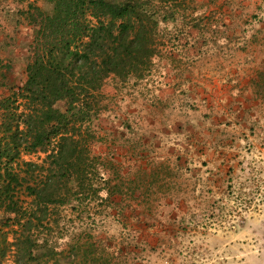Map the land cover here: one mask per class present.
I'll use <instances>...</instances> for the list:
<instances>
[{
  "label": "rangeland",
  "instance_id": "1",
  "mask_svg": "<svg viewBox=\"0 0 264 264\" xmlns=\"http://www.w3.org/2000/svg\"><path fill=\"white\" fill-rule=\"evenodd\" d=\"M31 4L52 13L50 0H0V99L27 80L39 29ZM176 9L174 20L160 21L158 52L144 78L110 76L101 90L99 115L83 124L94 133L87 144L102 189L100 197L53 212L57 223L49 238L63 253V264H264V0H182ZM167 86L175 91L167 106L159 102L161 114L227 115L222 140L237 144L226 150L239 156L225 175L211 177L198 168L196 180L184 175L187 196L195 201L188 221L179 225L181 233L159 217L172 212L170 206H142L150 218L135 219L137 206L118 199L120 193L108 185L120 184L122 167L98 154L97 120L106 109L121 108L117 91L128 100L123 107L128 112L136 104L131 96ZM56 107L66 111V100ZM45 156L24 158L41 163ZM106 166L114 172L108 181ZM6 217L0 209V220ZM145 225L158 232L142 238L135 229Z\"/></svg>",
  "mask_w": 264,
  "mask_h": 264
},
{
  "label": "trees",
  "instance_id": "2",
  "mask_svg": "<svg viewBox=\"0 0 264 264\" xmlns=\"http://www.w3.org/2000/svg\"><path fill=\"white\" fill-rule=\"evenodd\" d=\"M181 1L50 0L51 14L31 4L39 29L27 80L0 99V264H63L53 212L102 189L83 124L99 115L110 76L144 78L160 21L174 20ZM38 152L41 163L24 158Z\"/></svg>",
  "mask_w": 264,
  "mask_h": 264
},
{
  "label": "crops",
  "instance_id": "3",
  "mask_svg": "<svg viewBox=\"0 0 264 264\" xmlns=\"http://www.w3.org/2000/svg\"><path fill=\"white\" fill-rule=\"evenodd\" d=\"M174 91L167 86L150 93L148 90L146 96H131L129 101L136 104L128 112L123 109L128 100L117 91L116 101L122 109L108 108L97 120L98 154L109 159L112 167H122L120 184L108 185L120 193L116 196L118 199L137 206L135 219H148V215L142 214V206H170L173 211H163L159 217L167 227L175 226L177 233H181L183 230L179 225L188 221L191 204L195 201L194 197L187 196L184 175L196 180V168L211 177L225 175L232 165L239 163V156L229 153L237 144L222 140L223 127L229 119L227 115L219 116L217 111L209 116L200 113L189 117L178 113L161 114L159 102L167 106ZM229 148L231 150H226ZM105 174V180H110L114 172L107 167ZM192 187L196 188V185ZM105 192L107 195L108 191ZM151 231L158 232L146 225L144 229H135L142 238Z\"/></svg>",
  "mask_w": 264,
  "mask_h": 264
}]
</instances>
